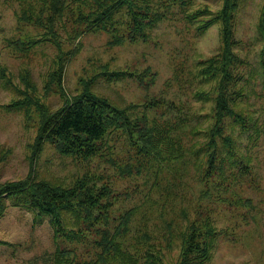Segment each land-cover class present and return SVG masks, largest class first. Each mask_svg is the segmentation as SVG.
Instances as JSON below:
<instances>
[{"label": "rangeland", "instance_id": "obj_1", "mask_svg": "<svg viewBox=\"0 0 264 264\" xmlns=\"http://www.w3.org/2000/svg\"><path fill=\"white\" fill-rule=\"evenodd\" d=\"M59 1L0 0V186L36 176L93 189L106 220L67 213L81 234L55 241L48 216L4 199L0 264H54L57 247L59 264L94 260L125 216L120 240L152 243L162 264L192 223L212 248L195 264H264V0ZM82 92L124 109L130 128L109 127L88 158L48 140L35 153L46 114Z\"/></svg>", "mask_w": 264, "mask_h": 264}, {"label": "trees", "instance_id": "obj_2", "mask_svg": "<svg viewBox=\"0 0 264 264\" xmlns=\"http://www.w3.org/2000/svg\"><path fill=\"white\" fill-rule=\"evenodd\" d=\"M61 1L63 0L59 2ZM147 1L155 4L150 0H138L136 4ZM226 3L220 17L223 22V46L225 48L229 46L231 41V31L227 25L228 19H230L227 12L231 4L228 5V1ZM128 10H130L129 7ZM108 12L104 10L101 15L109 16ZM159 15L162 16V14ZM135 34L138 36L145 35L141 29ZM122 39L119 38L118 41ZM123 75L125 74L108 72L107 78L110 80L120 79ZM201 75L204 78V75ZM58 78L60 79V76ZM151 104L154 105V102ZM223 104L220 102L217 105L220 110L225 109ZM131 124L132 121L124 109L92 93L82 92L71 99H65L62 106L46 114L43 122L37 127L34 152L36 153L42 144L48 140L62 154L88 158L96 153V142L102 138L109 127L130 128ZM140 139L143 146L157 151L151 143V135L148 131L142 129ZM157 153L159 152L157 151ZM210 162L213 160L210 159ZM4 199H8L14 206L25 207L37 215L48 216L55 241L57 238L72 239L81 234L68 227L70 224L66 220L67 213L80 212L81 214L82 211L87 219L97 215V220H106L107 212L101 208L96 190L83 189L81 186L59 187L38 179L36 176H27L24 179L0 186V215L5 208L2 202ZM128 214L129 212L126 213V215ZM129 221V217L125 216V219L119 221L113 232L110 229L109 232L103 230L101 237L98 238L100 240L98 243L99 252L94 260L80 263L78 259L70 256L72 264H143L142 261L147 264H162V256L155 253L156 248L152 243L143 246L142 251H140L136 246L131 245L126 238L120 240V233L127 228ZM190 227V234L188 237L186 236L184 241V246H186L184 252L182 250L180 257L171 264L203 263L209 259L212 249L210 240L197 239L195 237L198 232L196 224L192 223ZM204 233L209 237L207 232ZM63 253L64 251L59 247L56 248L54 264H59L57 262ZM62 264L66 263L63 262Z\"/></svg>", "mask_w": 264, "mask_h": 264}]
</instances>
